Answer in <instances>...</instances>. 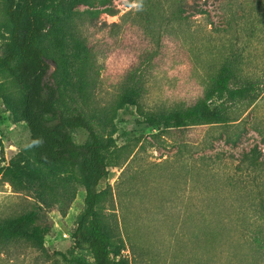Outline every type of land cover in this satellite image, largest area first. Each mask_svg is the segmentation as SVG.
Here are the masks:
<instances>
[{"label": "trees", "instance_id": "1", "mask_svg": "<svg viewBox=\"0 0 264 264\" xmlns=\"http://www.w3.org/2000/svg\"><path fill=\"white\" fill-rule=\"evenodd\" d=\"M136 2L141 9L139 15L151 31V40L156 30L160 45V35L170 36L195 16L204 17L211 25L214 16L219 18L220 25L210 29L220 35L209 64L212 71L201 95L191 104L170 110L142 109L141 81L134 72L128 73L114 103L94 104L98 86L96 44L83 36L80 25L86 17L116 14L114 0H2L0 100L12 122H25L30 137L3 164L1 157L0 179L17 191L30 193L35 205L18 215L0 218V249L26 243L46 251L45 238L52 230L48 213L56 209L65 215L82 189L83 207L70 231L71 249L54 254L71 264H153L142 238L127 228L124 237L116 215L102 208L104 192L99 185L108 177L109 167L119 164L121 147L115 134L120 111L135 107L140 123L158 129L154 136H186L188 141L177 140L188 151L207 142L210 129L215 127L222 128L217 137L224 144L236 146L246 132V124L252 122L240 119V114L256 102L264 87V72L251 69L253 50L261 56L264 53V0ZM205 127L209 128L206 138L199 141L197 131ZM252 127L264 132L258 125ZM73 130L80 132L81 141H75ZM190 157L194 175L201 170L197 161L211 165L235 158L223 150L197 158L190 153ZM237 168L241 172H264V158L256 146L241 153ZM222 183L236 190L244 180L229 173ZM192 190L196 192L194 184ZM190 208L187 224L194 229H189L187 239L208 243L210 262L214 258L211 248L219 243L220 217L205 214L193 197ZM127 247L131 260L124 254ZM252 253L264 261V246L255 247ZM194 255L197 258V253Z\"/></svg>", "mask_w": 264, "mask_h": 264}, {"label": "rangeland", "instance_id": "2", "mask_svg": "<svg viewBox=\"0 0 264 264\" xmlns=\"http://www.w3.org/2000/svg\"><path fill=\"white\" fill-rule=\"evenodd\" d=\"M113 4L116 14L86 17L80 25L83 36L96 44L98 86L94 104L114 103L129 72H134L141 81L142 109L170 110L191 104L201 95L212 71L209 64L220 35L210 29L220 25L219 18L214 16V25H211L204 17L195 16L170 36L160 35V45L156 30L152 31L155 35L151 40V31L139 15L141 9L136 0H114ZM1 6L2 0L0 10ZM258 52L253 50L251 69L262 73L264 53L261 56ZM2 53L0 39V56ZM139 119L135 107L120 111L115 134L116 144L121 147L119 164L109 167L108 177L99 185V190L104 192L102 208L116 215L124 237L125 228L139 235L142 244L150 250L153 264H264L252 253L255 247L264 246V172H241L237 168L241 153L253 146L264 158V132L252 127L264 128V87L256 102L240 114V119L251 120L253 125L246 124V132L236 146L224 144L217 137L222 128L215 127L210 129L207 142L188 151L178 141H186V136H154L158 129L140 123ZM208 129L197 131L199 141L205 140ZM72 135L75 141L82 140L80 132L73 130ZM29 137L25 122H12L0 100V159L4 158L1 164L23 148ZM216 150L233 154L235 158L211 165L197 161L201 170L194 175L190 153L197 158L214 155ZM229 173H236L244 180L242 187L236 190L225 187L222 181ZM193 184L196 192L192 190ZM84 194L82 189L78 190L65 215L56 209L48 213L52 230L45 238L46 251L26 243L2 248L0 264H71L54 252L71 249L72 240L64 238L63 233L72 230L76 215L83 207ZM192 197L203 206L205 214L220 217L219 243L211 248L214 258L210 262L207 261V253L211 251L208 243L187 239L189 229H194L187 224ZM34 205L30 193L17 191L0 179V218L18 215ZM124 254L132 259L129 247Z\"/></svg>", "mask_w": 264, "mask_h": 264}, {"label": "built area", "instance_id": "3", "mask_svg": "<svg viewBox=\"0 0 264 264\" xmlns=\"http://www.w3.org/2000/svg\"><path fill=\"white\" fill-rule=\"evenodd\" d=\"M63 237L65 238V237H68L69 239H70V232H64L63 233Z\"/></svg>", "mask_w": 264, "mask_h": 264}]
</instances>
